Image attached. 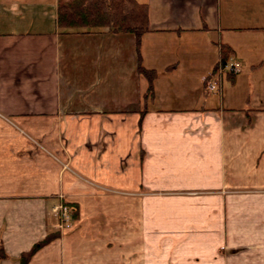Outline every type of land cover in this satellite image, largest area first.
<instances>
[{
  "label": "crops",
  "instance_id": "crops-1",
  "mask_svg": "<svg viewBox=\"0 0 264 264\" xmlns=\"http://www.w3.org/2000/svg\"><path fill=\"white\" fill-rule=\"evenodd\" d=\"M136 1L153 100L133 35L62 33L57 0H0V264L54 233L28 264H264L241 259L264 225V99L227 95L264 88V59L237 48L264 38V0ZM220 42L242 67L210 93Z\"/></svg>",
  "mask_w": 264,
  "mask_h": 264
},
{
  "label": "trees",
  "instance_id": "trees-1",
  "mask_svg": "<svg viewBox=\"0 0 264 264\" xmlns=\"http://www.w3.org/2000/svg\"><path fill=\"white\" fill-rule=\"evenodd\" d=\"M56 26L62 33H91L107 28L112 33L133 35L137 48V73L147 82L144 94L146 100H153V84L157 79V72L147 70L142 66L139 48L142 37L150 33L148 25V7L136 0H57ZM255 31L256 29H247ZM241 31V30H237ZM219 48V61L213 68V73L222 68L233 55L232 48L225 43H216ZM217 73V81L220 82L221 73ZM235 76V75H234ZM229 75V79L234 78ZM75 215H73V218ZM58 236V233L49 234L44 240L35 244L28 252L20 256V264H28L34 253L50 243Z\"/></svg>",
  "mask_w": 264,
  "mask_h": 264
},
{
  "label": "rangeland",
  "instance_id": "rangeland-1",
  "mask_svg": "<svg viewBox=\"0 0 264 264\" xmlns=\"http://www.w3.org/2000/svg\"><path fill=\"white\" fill-rule=\"evenodd\" d=\"M256 30H258V29H256ZM241 37L242 38H238L237 48L241 49L242 51H244V50L246 51L247 49H250V47L252 46L254 50L256 49V53H258V54L256 56H252V57H250L249 54H247L246 56L249 59H251L252 61H255L256 64H258V62H259L258 65H260L261 64L260 60L264 59L263 58V56H264V54H263V52H264V45H263L264 42L262 41L264 38H260L261 40H256V39H253L255 36L242 35ZM247 37H253V38H247ZM261 37H263V36H261ZM218 51H219V48H218ZM234 58L235 57L232 55L229 59H233L234 61H237ZM237 62H239V61H237ZM239 64H240V62H239ZM247 64H248V62H247ZM218 71L219 70L217 69L216 72H218ZM216 72L215 73L211 72L210 75L205 78L206 81H207V86H208V90L210 91V93H215L216 91L212 90V89L210 90L209 85L211 86L214 83V85H216V89H217V86H218L217 73ZM229 75H233L234 76L236 74H233V73H229V74L223 73L222 74L223 78H226ZM260 76H264V69H263V71L261 73L257 74L255 76V78L260 77ZM214 85H213V87H214ZM163 91H165L164 87H163V83L160 82L159 83L158 92L160 93L161 96H163L162 95ZM250 93H252L250 99H249V97L247 95L248 91L246 90V88H245V90H232L230 93L227 92V95H228V97L231 96V95L236 96V98H238V100L240 102H241V99L243 100L242 102H247L248 100H250L252 103H254V101H260V100L262 101L264 99L263 98L264 97V88L253 90V92H250ZM164 94H165V92H164ZM163 98L168 100V98H169L168 94L166 93V95H164ZM161 102H160V105L162 104ZM242 102H241V104H242ZM166 104L168 106H176V103H173V102L172 103L167 102ZM53 211H54V209H53ZM263 211H264V209H263ZM250 219H255L257 221H264V218L261 219L259 217H251ZM252 229H253V227H252ZM243 236H244L243 240L245 241V243L248 244L247 246L250 247L251 251L254 252V253H259V254L258 255L256 254L257 256L255 257V255L252 253V257L253 258L251 260H253V261H248V258H247L248 256L246 254H245L246 256L242 255V257H244V258H241L243 260L242 262L243 263L244 262H249V263H254L255 262L256 263V262H258L257 261L258 258L263 259L261 261H264V245H261V244L264 243V225L263 226H257V228L255 227V231L254 232L249 233V234H244Z\"/></svg>",
  "mask_w": 264,
  "mask_h": 264
},
{
  "label": "built area",
  "instance_id": "built-area-1",
  "mask_svg": "<svg viewBox=\"0 0 264 264\" xmlns=\"http://www.w3.org/2000/svg\"><path fill=\"white\" fill-rule=\"evenodd\" d=\"M240 69L241 65L239 64V62L234 61L233 59H228L224 66L219 69V73H221V75L223 73L237 74L240 72ZM213 85L214 83L211 86L209 85L210 90H216V85H214V87ZM54 213L58 221L59 229H67L72 225L74 213L73 210L67 204L61 203L58 206L54 207Z\"/></svg>",
  "mask_w": 264,
  "mask_h": 264
}]
</instances>
